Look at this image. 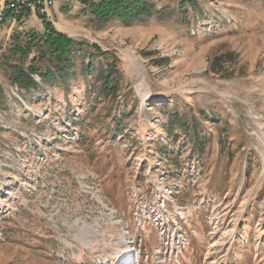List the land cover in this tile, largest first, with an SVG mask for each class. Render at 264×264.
<instances>
[{
  "label": "rangeland",
  "instance_id": "374dc122",
  "mask_svg": "<svg viewBox=\"0 0 264 264\" xmlns=\"http://www.w3.org/2000/svg\"><path fill=\"white\" fill-rule=\"evenodd\" d=\"M149 1L49 11L110 95L93 49L45 82L40 17L0 22V264H264V0Z\"/></svg>",
  "mask_w": 264,
  "mask_h": 264
},
{
  "label": "trees",
  "instance_id": "16d2710c",
  "mask_svg": "<svg viewBox=\"0 0 264 264\" xmlns=\"http://www.w3.org/2000/svg\"><path fill=\"white\" fill-rule=\"evenodd\" d=\"M195 6L194 0H182L181 7L182 10L186 9V5L190 4ZM81 3L86 6L91 7V13L96 20L101 24L108 23L114 19H120L124 23L131 22L134 19H141L150 17L154 11V4L150 3L149 0H100L99 2H94V0H81ZM14 16L11 10H6L3 14V18L0 21L2 24L7 21V19ZM30 11H23L22 13L16 15L18 21H22L26 17H30ZM45 27V36L41 40V45L43 52L50 56V61L53 64L52 68H47L45 72L41 70L37 72L33 67L30 68L32 73H39L42 79L46 81H51L55 74H58L62 79H64L72 69L74 64V55H85L86 49H93L94 52H88V63L83 62L81 65V72L84 75H92L96 72L97 68L93 60L98 58V54L107 55L108 52H102L100 47L94 44H88L85 42H77L72 40L67 35L55 31L49 18L46 14L38 15ZM15 17V16H14ZM164 19L163 16H160ZM218 62H224L219 61ZM55 63V64H54ZM117 65V60L107 63V69L97 70L98 81L102 82V88L100 90L101 94H115L119 87V78L121 74L119 72ZM22 78L20 83L21 87L30 89V87H35L37 84L26 74H19ZM17 81V78H16ZM171 133V132H170Z\"/></svg>",
  "mask_w": 264,
  "mask_h": 264
},
{
  "label": "built area",
  "instance_id": "2783aa9c",
  "mask_svg": "<svg viewBox=\"0 0 264 264\" xmlns=\"http://www.w3.org/2000/svg\"><path fill=\"white\" fill-rule=\"evenodd\" d=\"M57 0H0V21L6 10H11L16 15L23 11H30L32 15L46 14L55 6Z\"/></svg>",
  "mask_w": 264,
  "mask_h": 264
}]
</instances>
